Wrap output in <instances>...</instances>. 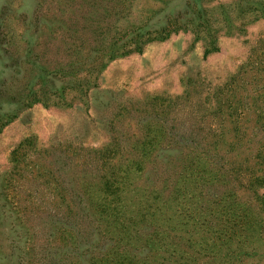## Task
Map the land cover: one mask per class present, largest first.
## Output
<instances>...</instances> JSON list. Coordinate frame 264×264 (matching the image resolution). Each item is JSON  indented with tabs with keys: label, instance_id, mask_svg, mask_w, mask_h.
<instances>
[{
	"label": "rangeland",
	"instance_id": "374dc122",
	"mask_svg": "<svg viewBox=\"0 0 264 264\" xmlns=\"http://www.w3.org/2000/svg\"><path fill=\"white\" fill-rule=\"evenodd\" d=\"M117 260L264 264V0H0V264Z\"/></svg>",
	"mask_w": 264,
	"mask_h": 264
},
{
	"label": "trees",
	"instance_id": "16d2710c",
	"mask_svg": "<svg viewBox=\"0 0 264 264\" xmlns=\"http://www.w3.org/2000/svg\"><path fill=\"white\" fill-rule=\"evenodd\" d=\"M124 260V259H123ZM123 260H122V262H123ZM117 262H119L118 260L114 263V264H116ZM121 262V263H122ZM125 264H138V262L136 263V262H133V261H131V262H129V263H125Z\"/></svg>",
	"mask_w": 264,
	"mask_h": 264
}]
</instances>
